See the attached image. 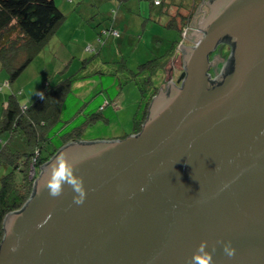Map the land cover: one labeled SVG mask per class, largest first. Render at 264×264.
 Listing matches in <instances>:
<instances>
[{
  "label": "water",
  "instance_id": "95a60500",
  "mask_svg": "<svg viewBox=\"0 0 264 264\" xmlns=\"http://www.w3.org/2000/svg\"><path fill=\"white\" fill-rule=\"evenodd\" d=\"M189 24L137 134L70 142L41 167L4 217L0 264H264V0H202Z\"/></svg>",
  "mask_w": 264,
  "mask_h": 264
},
{
  "label": "trees",
  "instance_id": "16d2710c",
  "mask_svg": "<svg viewBox=\"0 0 264 264\" xmlns=\"http://www.w3.org/2000/svg\"><path fill=\"white\" fill-rule=\"evenodd\" d=\"M155 1V6L164 2L158 0V4H155ZM191 1L192 7L198 5L199 0ZM190 17L187 16L183 25L190 23ZM63 19V13L52 0H0V71H6L7 84L14 81L39 51L44 49ZM172 55L171 50L161 57L142 63L137 73L128 71L129 76L124 74L126 66L123 62H112L110 71H105L101 66L92 64L90 58H85L82 59L84 70H78L53 86L44 82L40 91L43 99L37 95L35 101L21 107L15 95L9 96L0 116V134L7 135L8 141L23 139L26 150L13 151L6 144L0 151V163L9 169L0 180V243L4 232V217L23 208L33 193V182L41 167L66 144L86 142L82 138L85 127L96 121L108 122L106 108L115 106V100H97L103 96L97 92L87 100L79 99L81 104L70 117L64 119L62 112L68 93L72 89L86 87L91 82L98 86V82H101L98 80L103 77H115L121 92L124 88L122 85L132 82L134 76L143 74L142 84L137 85L140 103L132 120V133L137 134L148 117L152 99L159 91L153 80L158 74L166 78V67ZM103 64L108 66L109 63ZM87 65H90L89 70ZM91 103H95L93 107H90ZM125 137L127 135L119 139Z\"/></svg>",
  "mask_w": 264,
  "mask_h": 264
},
{
  "label": "rangeland",
  "instance_id": "374dc122",
  "mask_svg": "<svg viewBox=\"0 0 264 264\" xmlns=\"http://www.w3.org/2000/svg\"><path fill=\"white\" fill-rule=\"evenodd\" d=\"M61 1L63 0H58V3L61 4ZM66 1L67 4L70 3V0ZM137 2L140 3V7H142V5H145V7H142L141 12H139V9L138 11H135L136 9H134L135 15L133 14V23L130 25L127 33L123 30L124 26L119 27V30H123L121 32L125 33H122L124 37L123 35L118 37V34L114 36L113 34L104 32L100 39L98 37L99 35H96L95 39L90 38V35L86 34L84 30L81 29H76L70 33L67 32L68 24L76 18L66 16V14L72 10L71 6L69 9H66V7L64 9L62 8L61 10L64 15L62 23L65 21L67 22L61 28L56 29L57 32L59 31L58 36L54 35L52 39H56V42H59V38H63V35H66L65 33H69L66 38L71 37V41L66 40L65 43L68 46L67 53L61 57L58 55H52L51 58L46 60L43 55V49L40 50L31 63L10 84H7L8 76L6 71L1 70L0 116L4 108V104L7 102L10 95H15L21 107L30 104L36 100V93L41 91L44 82H49V84L53 86L69 75L78 72V70H84L82 68V59H84L85 56H88L86 59L90 58V62H92V64L101 66L105 69V71H110L112 62H123L126 66V69H123L124 74L129 76L130 73L128 71L137 73L139 70V64L168 53L169 48H171V45L173 44L177 46V42L180 40L182 35L172 28L164 27L161 22H155L153 18L149 17L150 3L148 0H130V3H133L134 8L137 7ZM86 5L87 3L84 2L82 6L77 7L79 10H82V7H88ZM103 5L101 9L102 11L105 10ZM110 11V17H108L107 20H104L106 22L114 20L113 17L115 15V10ZM128 17L131 16L128 14ZM186 32L188 34L190 31ZM92 40L93 42L94 40L97 42L93 43ZM183 40L184 39L182 37V41ZM68 42L70 44H68ZM91 48H93V50H91ZM69 51L74 53V56L76 57L73 58L72 65L67 67L69 65V61L72 59V54H69ZM213 57L214 55H212V59ZM103 63L109 64L107 66ZM66 67L67 69H65ZM218 68L220 69L221 65H218ZM87 69H90V65H87ZM164 79L165 77L162 74H158L153 80L154 86L160 87L165 84V81L162 82ZM98 81H101L98 82V86H95L94 83L91 82L86 87L83 86L80 88L77 84L79 89H72V92L67 95L62 117L67 119L81 104L80 100H87L97 92H100L103 96H99L97 100H103V98L115 100V106L114 108L112 106L106 108L105 115L108 118V122L96 121L88 125L83 131L82 138L86 142H92L98 140H117L123 136L133 134L132 120L140 103V95L137 85L143 81V74L136 77L134 76L132 82L122 85L124 88L121 92L119 90V86L116 85L118 84V80L115 79V77H103ZM148 92L149 91H147V93ZM146 96H149V94H146ZM94 104L91 103L90 107H93ZM4 145L13 151L23 152L26 150L23 139L16 138L8 141L7 135L0 134V151ZM8 171L9 169H6L0 163V180Z\"/></svg>",
  "mask_w": 264,
  "mask_h": 264
},
{
  "label": "crops",
  "instance_id": "0c3cea01",
  "mask_svg": "<svg viewBox=\"0 0 264 264\" xmlns=\"http://www.w3.org/2000/svg\"><path fill=\"white\" fill-rule=\"evenodd\" d=\"M148 1L150 3L149 17L153 18L155 22L156 21L158 23L161 22L164 27L172 28L176 30V32H178L180 35H182L184 28L186 27L190 28V24H188L187 26L183 25V23L186 21L185 19H187L188 15H191L189 19L193 17L197 6L200 4L202 0L198 1V5L196 7H192L191 0H163L164 2H162L160 6H155L153 4L154 0H148ZM52 2L60 9L61 12H62L61 10L62 8L64 9L66 7V9H69L70 6L72 7V10L69 11L68 14H66V16L73 17L76 19H73V21L68 24L67 32L70 33L75 31L76 29H81L84 30L86 34L90 35V38L92 39L93 38L95 39L96 35H99L98 37L100 39L101 36H103L104 32H108L112 34L111 31H116L118 37L120 35L127 33V31H129L130 25L133 23L132 18L134 14V9H136L135 11H138L139 9V12H141L142 7H145V5H142V7H140V3L137 2L136 3L137 7L134 8L133 3H130V0H70L69 4L66 3L67 2L66 0L61 1V4L58 3V0H52ZM84 2L87 3L86 6L88 7L87 8L82 7V10H79L78 7L82 6ZM102 5L103 8H105L104 11L101 10ZM110 10H115L114 12L115 15L113 17L114 20L109 19L111 22L110 21L106 22L104 20H107V18L110 17V13H111ZM128 14L131 17H128ZM66 22L67 21L61 23L59 25L60 27L58 26V28H61L64 24H66ZM122 26H124L123 30L125 31V33L121 32L123 30H119V27ZM58 32L56 31L54 35L58 36ZM69 33H65L66 35H63V38H59V40L57 39L59 42H56V39H52L54 35L50 38L47 45L43 49V55L46 60L48 58H51L52 55L53 56L58 55L61 57L62 55L67 53L68 46L65 43L66 40L71 41V37L66 38L67 34ZM185 41H183L182 44V36H181L180 40L177 42V46L173 44L171 45V48H169L168 50V51L172 50L173 55L166 67L165 84L168 82V77L170 74L172 76V81H174L175 80L174 76L177 75L178 77L179 74L181 73V62L179 56L181 50L179 46L184 45L186 47H191L193 45V40H191L190 38L185 39ZM96 42L97 41L94 40L93 43ZM115 42L117 43L116 40ZM68 44L70 43L68 42ZM91 50H93V48H91ZM69 54H72V59L69 61L68 63L69 65L67 67L72 65L73 63L72 60L73 58L76 57L74 56L75 54L72 53L71 51H69ZM87 57L88 56H85V58ZM67 67L65 69H67Z\"/></svg>",
  "mask_w": 264,
  "mask_h": 264
},
{
  "label": "flooded vegetation",
  "instance_id": "af4514ba",
  "mask_svg": "<svg viewBox=\"0 0 264 264\" xmlns=\"http://www.w3.org/2000/svg\"><path fill=\"white\" fill-rule=\"evenodd\" d=\"M206 15L209 13V9H207L206 11ZM191 28L189 27H186L184 28L183 30V34H182V37H183V41H185L186 38V35H187V32L186 31H190V32H193L192 30H190ZM199 31L200 33V30H197ZM183 41H182V44H183ZM186 42V41H185ZM186 46L183 45L182 48H184ZM183 50V49H182ZM229 51H231V46L229 45V43H227L226 41H221L220 43H218V45L216 46V49L215 51L211 54L210 56V62H211V65H210V69H209V72H208V75L210 76V79L212 81H214L215 79H217V77L221 74L222 70H224V67L227 63V60H228V55L230 53H228ZM212 55H214L213 59H212ZM218 65H221V68L219 69L218 68ZM213 72V73H211ZM175 80L178 78L177 75L174 76ZM168 89H170V86L169 84H165V87H164V91H168Z\"/></svg>",
  "mask_w": 264,
  "mask_h": 264
},
{
  "label": "clouds",
  "instance_id": "9594fccd",
  "mask_svg": "<svg viewBox=\"0 0 264 264\" xmlns=\"http://www.w3.org/2000/svg\"><path fill=\"white\" fill-rule=\"evenodd\" d=\"M41 99L44 98L43 96V93L42 92H38L36 93ZM76 203H82V199L81 200H77ZM223 250L225 252V254L228 256V257H232V255L234 254V250L229 246V245H224L223 247ZM12 251H15V249L13 248ZM200 264H204V261H200Z\"/></svg>",
  "mask_w": 264,
  "mask_h": 264
},
{
  "label": "built area",
  "instance_id": "2783aa9c",
  "mask_svg": "<svg viewBox=\"0 0 264 264\" xmlns=\"http://www.w3.org/2000/svg\"><path fill=\"white\" fill-rule=\"evenodd\" d=\"M158 2H159V1H158V0H156V1H155V4H158ZM111 33H112L114 36H116V35H117V32H116V31H111ZM32 171H33V170H32ZM31 175H33V174L31 173Z\"/></svg>",
  "mask_w": 264,
  "mask_h": 264
}]
</instances>
